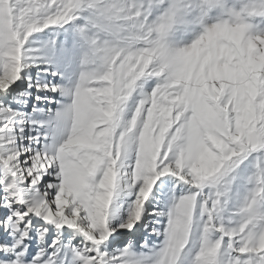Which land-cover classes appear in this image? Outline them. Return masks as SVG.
Wrapping results in <instances>:
<instances>
[{
  "label": "snow or ice",
  "instance_id": "obj_1",
  "mask_svg": "<svg viewBox=\"0 0 264 264\" xmlns=\"http://www.w3.org/2000/svg\"><path fill=\"white\" fill-rule=\"evenodd\" d=\"M0 264H264V0H0Z\"/></svg>",
  "mask_w": 264,
  "mask_h": 264
}]
</instances>
